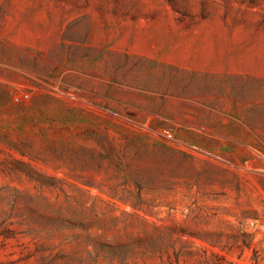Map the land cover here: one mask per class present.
I'll list each match as a JSON object with an SVG mask.
<instances>
[{
	"label": "rangeland",
	"instance_id": "obj_1",
	"mask_svg": "<svg viewBox=\"0 0 264 264\" xmlns=\"http://www.w3.org/2000/svg\"><path fill=\"white\" fill-rule=\"evenodd\" d=\"M264 264V0H0V264Z\"/></svg>",
	"mask_w": 264,
	"mask_h": 264
},
{
	"label": "trees",
	"instance_id": "obj_2",
	"mask_svg": "<svg viewBox=\"0 0 264 264\" xmlns=\"http://www.w3.org/2000/svg\"><path fill=\"white\" fill-rule=\"evenodd\" d=\"M253 264H259L255 258L253 260Z\"/></svg>",
	"mask_w": 264,
	"mask_h": 264
}]
</instances>
